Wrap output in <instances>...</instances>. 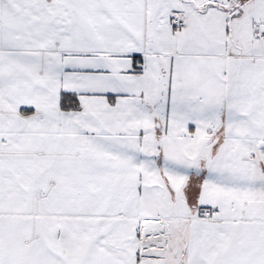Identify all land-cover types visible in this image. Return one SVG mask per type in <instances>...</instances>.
Here are the masks:
<instances>
[{"label": "snow or ice", "instance_id": "1", "mask_svg": "<svg viewBox=\"0 0 264 264\" xmlns=\"http://www.w3.org/2000/svg\"><path fill=\"white\" fill-rule=\"evenodd\" d=\"M0 264H264V0H0Z\"/></svg>", "mask_w": 264, "mask_h": 264}]
</instances>
